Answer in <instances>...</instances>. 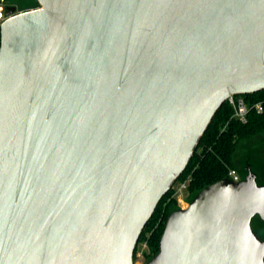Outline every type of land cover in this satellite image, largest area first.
I'll use <instances>...</instances> for the list:
<instances>
[{"label":"water","instance_id":"obj_1","mask_svg":"<svg viewBox=\"0 0 264 264\" xmlns=\"http://www.w3.org/2000/svg\"><path fill=\"white\" fill-rule=\"evenodd\" d=\"M0 28V264H134L230 95L264 90V0H36ZM251 168L171 213L146 264H264Z\"/></svg>","mask_w":264,"mask_h":264},{"label":"trees","instance_id":"obj_2","mask_svg":"<svg viewBox=\"0 0 264 264\" xmlns=\"http://www.w3.org/2000/svg\"><path fill=\"white\" fill-rule=\"evenodd\" d=\"M9 1L3 2L5 10L10 5ZM11 4L17 5L21 10L34 9L38 6L36 0H13ZM243 97L250 103L262 102L264 105V90ZM261 136H264V112L260 114L251 112L247 122L241 123L233 117L232 107L225 102L201 137L193 157L176 183L188 181L187 191L193 199L207 186L223 179H232L230 176L232 171L239 173L238 161L244 143L254 141ZM178 209L180 206L175 197V189L172 187L159 202L139 239L140 241L145 236L149 247L146 263L159 252L166 221L169 215ZM256 220L259 221L254 218L252 226L257 232ZM262 225L261 228L264 227V223Z\"/></svg>","mask_w":264,"mask_h":264},{"label":"rangeland","instance_id":"obj_3","mask_svg":"<svg viewBox=\"0 0 264 264\" xmlns=\"http://www.w3.org/2000/svg\"><path fill=\"white\" fill-rule=\"evenodd\" d=\"M2 3L5 0H1ZM9 1V0H7ZM13 0H10V4ZM12 5V4H11ZM29 10V9H26ZM241 150V157L238 161V171L239 175H245L246 174V164H250L252 171L255 172L256 174H259L258 179L259 181H264V136H261L257 138L254 141L244 143L242 146ZM180 183H174L173 188L176 190H179L180 188ZM180 194V199L183 201L180 204V209L182 208H188L189 203L192 199V197L188 194L187 190H183L182 192L178 193ZM175 195L176 199L179 195ZM258 220H256L257 226L255 229L258 232V236L264 240V227L261 228L263 225V221L259 218L256 217ZM261 221V224H260ZM255 231V230H254ZM255 231V233L257 234ZM147 236V235H146ZM148 237V236H147ZM149 253V247L147 244V241L145 239V236L138 242V245L135 249L134 252V264H145L146 263V256Z\"/></svg>","mask_w":264,"mask_h":264},{"label":"built area","instance_id":"obj_4","mask_svg":"<svg viewBox=\"0 0 264 264\" xmlns=\"http://www.w3.org/2000/svg\"><path fill=\"white\" fill-rule=\"evenodd\" d=\"M6 19L7 17L5 15V5L0 0V28ZM226 103H228L232 107L233 117L241 123L247 122L249 114L251 112H257L259 114L264 112V105L262 102L250 103L249 101H246L243 95H230L226 100ZM230 176L235 182L240 181V175L236 171H232L230 173ZM180 184L181 185L179 190L175 189V195L182 192L183 190H187L188 181ZM178 195L179 196L177 197V201L180 206L183 201L179 198L180 194Z\"/></svg>","mask_w":264,"mask_h":264},{"label":"flooded vegetation","instance_id":"obj_5","mask_svg":"<svg viewBox=\"0 0 264 264\" xmlns=\"http://www.w3.org/2000/svg\"><path fill=\"white\" fill-rule=\"evenodd\" d=\"M7 10V9H6ZM6 10H5V13H6ZM249 168H252L251 167V165L250 164H246V174L245 175H242V174H240V181H242L243 179H245V177L247 176V174H248V169ZM253 169V168H252ZM255 173V172H254ZM256 176H257V179H258V176H259V174H256ZM264 176V175H263ZM258 181V184H260V185H264V181H259V180H257ZM191 202V201H190ZM183 209H185V208H183Z\"/></svg>","mask_w":264,"mask_h":264}]
</instances>
